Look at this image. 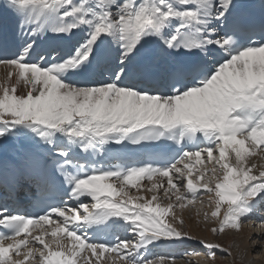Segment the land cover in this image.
Masks as SVG:
<instances>
[{
  "label": "snow or ice",
  "instance_id": "6c2138e0",
  "mask_svg": "<svg viewBox=\"0 0 264 264\" xmlns=\"http://www.w3.org/2000/svg\"><path fill=\"white\" fill-rule=\"evenodd\" d=\"M4 10L0 264H176L152 250L190 241L216 264L185 212L220 235L264 205V0Z\"/></svg>",
  "mask_w": 264,
  "mask_h": 264
},
{
  "label": "rangeland",
  "instance_id": "374dc122",
  "mask_svg": "<svg viewBox=\"0 0 264 264\" xmlns=\"http://www.w3.org/2000/svg\"><path fill=\"white\" fill-rule=\"evenodd\" d=\"M3 73L0 72V82L3 81ZM262 162H260L261 165ZM259 165V166H260ZM258 166V168H259ZM204 199L206 200L207 198L204 197ZM197 207H199V205H197ZM210 209L208 208L207 204L205 203L204 208L201 211V216H200V222H201V228H200V233L205 234L207 229H208V225H206L203 222V218H202V213L203 211H209ZM196 213V209L193 208L191 214H189L187 211L185 212V216L187 218H189V215H191V219L192 220H196L197 217L195 215ZM249 219V217H247ZM245 219L244 221H246V226L241 225L240 226V230L239 231H226L223 234L220 235H213L212 233V237H214V239L218 242V244L220 245V247L222 249H224V252H220V250H216V264H255L256 262L262 261L264 262V227L263 229L259 227V230L256 229V227H252L254 224H252V222H250L249 224V220ZM199 224H196L195 227H197ZM258 226V225H257ZM242 230H244V233L242 232ZM261 230L262 233L260 232ZM249 231H253L249 237H248V242H247V246L249 247V253L248 256L246 258H241L240 256H234V255H229L228 253H231V249H232V244L235 242V240L237 238H239L240 236H242L243 234H247V232ZM261 233V234H260ZM260 235V236H259ZM196 243H194L193 245H191L192 247L188 250L189 251H195V250H200L199 252V256L193 257V258H189V259H184L181 260L180 262H184L185 264H210L207 256H206V249L202 250L201 248L197 247L195 245ZM222 244V245H221ZM198 245V244H197ZM257 246V247H255ZM187 247V246H186ZM189 248V247H188ZM188 248H185L186 250ZM192 255H195V253H192ZM248 258V259H247Z\"/></svg>",
  "mask_w": 264,
  "mask_h": 264
},
{
  "label": "bare ground",
  "instance_id": "6f19581e",
  "mask_svg": "<svg viewBox=\"0 0 264 264\" xmlns=\"http://www.w3.org/2000/svg\"><path fill=\"white\" fill-rule=\"evenodd\" d=\"M3 4H5V3L3 2ZM0 16H5V17H7L8 20H9V23H10L13 27L16 28V20H15L14 16L11 15L10 13L6 12V11L4 10V6H2L1 3H0ZM7 71H8V69H7L4 65L0 64V72L4 74V75H3V79H4V77L6 76ZM0 80H1V79H0ZM9 146H11V143H9ZM252 162H253V163H256L257 166H259V165H260V162H262L261 165L264 164V159H261L260 157H254ZM246 218H247V217H246ZM247 219H248V218H247ZM185 220H186V222H187V221L189 220V218H187V217L185 216ZM244 220H245V219H244ZM196 221H197V219H196V220H192V219H191V223H190V228H189V230H190L193 234H195L196 236L205 239L207 242H212V243H217V244H218V242H217L218 240L216 241V240L214 239V237H212V234H211L210 231L207 230L205 234L200 233V228H201V225H200V224H201V222H200V224H199L197 227H195V225L197 224ZM249 224H250V220H249ZM244 226H245V225H244ZM242 232L244 233V230H242ZM252 232H253V231H249V232H247V234H243L242 236H240L239 238H237V239L235 240V242L232 244V249H231V251H232L231 254H232V255L237 256V257L240 256L241 258H246V257L248 256V253H249V247L247 246V242H248V237H249V235H250ZM260 232L262 233V230H261ZM261 233H260V234H261ZM259 236H260V235H259ZM246 241H247V242H246ZM194 243H196V244H198V245H201L198 241H190V242H186L184 245H181V246L176 247V248H170V249H174V250L178 249L177 251H179V250H181V249L184 247L183 250H186L185 248L190 247V246L193 245ZM221 245H222V244H221ZM186 246H187V247H186ZM255 247H257V246H255ZM198 254H199V253H198ZM196 255H197V254H196ZM190 257H191V256H185L186 259H189ZM247 259H248V258H247ZM176 264H185V263L176 260ZM255 264H264V262L258 260V262H256Z\"/></svg>",
  "mask_w": 264,
  "mask_h": 264
}]
</instances>
